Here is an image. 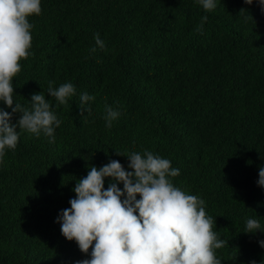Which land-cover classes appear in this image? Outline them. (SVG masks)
Returning a JSON list of instances; mask_svg holds the SVG:
<instances>
[{
	"label": "trees",
	"instance_id": "obj_1",
	"mask_svg": "<svg viewBox=\"0 0 264 264\" xmlns=\"http://www.w3.org/2000/svg\"><path fill=\"white\" fill-rule=\"evenodd\" d=\"M28 19L32 55L20 61L13 99L27 104L43 91L61 124L53 143L22 131L0 163V264L86 258L61 235L59 210L90 165L116 159L127 168L115 150L143 149L168 158L180 170L173 183L205 200L228 242L216 250L222 264H264V233L243 232L248 216L264 225L256 184L264 165V13L256 0H218L208 12L194 0H41V13ZM97 33L106 46L90 52ZM49 81H71L77 94L57 105ZM82 91L94 96L88 112ZM105 104L121 111L111 128Z\"/></svg>",
	"mask_w": 264,
	"mask_h": 264
},
{
	"label": "clouds",
	"instance_id": "obj_2",
	"mask_svg": "<svg viewBox=\"0 0 264 264\" xmlns=\"http://www.w3.org/2000/svg\"><path fill=\"white\" fill-rule=\"evenodd\" d=\"M194 2L206 12L218 4V0ZM252 2L245 0L246 4ZM256 2L264 13V0ZM40 13L41 0H0V102L11 109L0 108V163L7 150L16 148L22 131L43 134L53 143L55 129L61 124L55 106L43 91L32 93L27 104L13 99L12 81L21 70L20 61L32 55L33 24L28 18ZM249 17L247 14L243 18L246 21ZM207 18L201 16L198 30ZM93 39L95 46L90 52L105 48L98 33ZM53 83L48 82L46 92L57 105L67 104L77 94L71 81L55 87ZM92 100L94 96L88 92L79 93L81 108L86 112ZM104 109L105 127L111 128L121 111L108 104ZM16 113L19 116L13 123ZM115 152L127 157V168L116 159L100 167L90 165L87 174L75 182L69 206L59 210L55 218L61 235L75 241L86 255L73 264H222L216 250L228 242L214 230L215 218L206 212L205 200L173 183L180 170L171 166L168 158L148 149ZM105 178L110 181L107 187ZM256 184L264 189V165L259 167ZM257 231L264 233L260 219L246 217L243 232ZM257 243L264 248V239Z\"/></svg>",
	"mask_w": 264,
	"mask_h": 264
}]
</instances>
